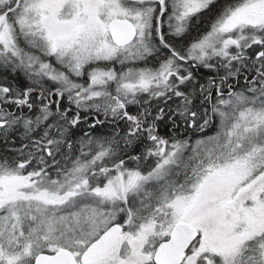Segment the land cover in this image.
<instances>
[{"label": "snow or ice", "instance_id": "snow-or-ice-1", "mask_svg": "<svg viewBox=\"0 0 264 264\" xmlns=\"http://www.w3.org/2000/svg\"><path fill=\"white\" fill-rule=\"evenodd\" d=\"M0 264H264V0H0Z\"/></svg>", "mask_w": 264, "mask_h": 264}, {"label": "trees", "instance_id": "trees-1", "mask_svg": "<svg viewBox=\"0 0 264 264\" xmlns=\"http://www.w3.org/2000/svg\"><path fill=\"white\" fill-rule=\"evenodd\" d=\"M209 134H211V131L209 132Z\"/></svg>", "mask_w": 264, "mask_h": 264}]
</instances>
